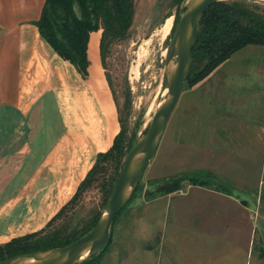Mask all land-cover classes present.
Instances as JSON below:
<instances>
[{
    "label": "rangeland",
    "instance_id": "374dc122",
    "mask_svg": "<svg viewBox=\"0 0 264 264\" xmlns=\"http://www.w3.org/2000/svg\"><path fill=\"white\" fill-rule=\"evenodd\" d=\"M172 1L133 0L126 36L112 41L104 67L97 65V90L107 97L111 110L113 103L115 120L114 100L119 110L129 106L125 131L135 140L167 95L165 59L173 32L169 34V29L163 37V25L171 18V28L174 13L188 0L179 8ZM258 6L264 15V2ZM94 44L90 47L89 40V58L99 60ZM195 66L188 65L186 73ZM262 109L263 47L246 46L196 83L183 81L139 185L116 215L111 242L99 264H264ZM56 120L55 113L47 114V122ZM232 124L235 130L228 131L240 134V143L233 145L228 139L224 144L220 133L227 130L221 127ZM195 176L207 178L210 185H192L188 178ZM166 179L177 188L161 191ZM204 194L215 197L208 200ZM99 203L98 188L85 191L73 207L72 222Z\"/></svg>",
    "mask_w": 264,
    "mask_h": 264
},
{
    "label": "crops",
    "instance_id": "0c3cea01",
    "mask_svg": "<svg viewBox=\"0 0 264 264\" xmlns=\"http://www.w3.org/2000/svg\"><path fill=\"white\" fill-rule=\"evenodd\" d=\"M43 2L0 0V243L42 228L117 131L113 103L111 110L95 84L100 62L89 58L88 45L82 79L39 36L33 21ZM98 34L88 38L96 50ZM54 113L57 120L47 122ZM221 128L224 144L240 143L242 136L228 131L234 124Z\"/></svg>",
    "mask_w": 264,
    "mask_h": 264
},
{
    "label": "trees",
    "instance_id": "16d2710c",
    "mask_svg": "<svg viewBox=\"0 0 264 264\" xmlns=\"http://www.w3.org/2000/svg\"><path fill=\"white\" fill-rule=\"evenodd\" d=\"M182 1L173 0L172 3L179 8ZM259 2L261 1L218 0L205 10L195 32V41L191 49L189 66L196 64L195 70L185 74L184 82L186 81L189 85L196 83L231 54L246 45L264 46V15L258 11ZM75 4L79 7V18L73 11ZM184 8L181 7L178 12L174 13L169 34L173 32ZM132 16L133 0H44L39 17L33 21V24L39 36L51 49L62 60L73 66L82 79H85L88 75L89 35L99 31V62L101 67H104L108 45L126 36ZM104 75L110 88L109 78L106 74ZM110 91L112 93V90ZM114 105L119 129L113 135L108 149L95 155L92 165L78 183L74 193L42 228L0 243V262L19 255L63 247L85 234L96 224L122 166L125 154L135 142L133 135L127 137L125 131V116L128 115L129 106L125 105L122 110H119L115 100ZM208 175L207 173L206 176ZM188 180L192 185H210L205 177H189ZM173 184L166 179L161 184V191L168 193L176 189L177 186ZM138 185L139 182L127 203L132 199ZM92 187L98 188L100 193L99 205L72 222L73 207L82 194ZM115 218L116 216L110 226V238L106 246L111 242V228ZM106 246L76 264H99Z\"/></svg>",
    "mask_w": 264,
    "mask_h": 264
},
{
    "label": "water",
    "instance_id": "95a60500",
    "mask_svg": "<svg viewBox=\"0 0 264 264\" xmlns=\"http://www.w3.org/2000/svg\"><path fill=\"white\" fill-rule=\"evenodd\" d=\"M218 0H188L176 23L171 38L170 54L165 59L166 76L168 78L167 95L165 100L154 111L143 134L129 147L123 159L104 209L96 224L85 234L71 243L43 252L19 255L0 264H76L87 256L101 251L109 241L110 226L122 207L129 200L134 188L140 181L148 160L153 154L168 118L177 103L182 91L183 81L189 65L191 49L195 41V32L205 10ZM77 18L80 16L79 7L73 5ZM168 17V16H167ZM175 57L172 71L168 68L169 59ZM164 80V79H163ZM141 153L137 163L133 166L134 158ZM129 186L128 194L124 191ZM88 248L85 257L78 259L81 251ZM33 259L34 262H24Z\"/></svg>",
    "mask_w": 264,
    "mask_h": 264
},
{
    "label": "bare ground",
    "instance_id": "6f19581e",
    "mask_svg": "<svg viewBox=\"0 0 264 264\" xmlns=\"http://www.w3.org/2000/svg\"><path fill=\"white\" fill-rule=\"evenodd\" d=\"M258 1H262L264 2V0H258ZM170 25H171V18H168L166 21H165V24L163 25V37L166 36V34L168 33L169 29H170ZM174 66H175V57L173 56L172 58L169 59V62H168V68L170 71H172L174 69ZM158 89V88H157ZM167 89L165 88V93H166ZM165 100L162 99L160 104ZM159 104V105H160ZM155 109V108H154ZM155 111V110H154ZM141 156V153L138 154L134 160H133V166L136 165L139 157ZM128 191H129V186L126 187L125 191H124V195L126 196L128 194ZM89 249L88 248H85L81 251L78 259H82L83 257L86 256V254L88 253ZM24 262H27V263H32L34 262L33 259H26Z\"/></svg>",
    "mask_w": 264,
    "mask_h": 264
}]
</instances>
